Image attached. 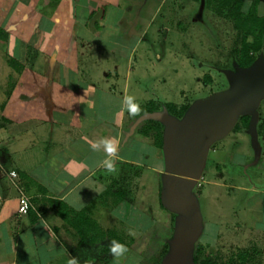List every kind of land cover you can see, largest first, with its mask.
<instances>
[{
	"label": "crops",
	"instance_id": "obj_1",
	"mask_svg": "<svg viewBox=\"0 0 264 264\" xmlns=\"http://www.w3.org/2000/svg\"><path fill=\"white\" fill-rule=\"evenodd\" d=\"M93 3L0 0V30L7 34L0 41V264H132L131 255L141 252L139 238L155 222L152 195L158 212H167L163 194L173 178L183 188L201 178L187 172L193 171L189 161L202 166L207 153L182 140L197 126L207 127L206 140L210 129L230 132V119L207 112L177 136L181 144L174 149L147 131L130 135L128 111L122 110L130 88V47L109 39L108 46L124 51L109 50L111 59L99 52L111 4ZM261 5L258 13L264 14ZM104 139L113 142L114 153L106 152ZM256 149L254 167H263L264 147L257 143ZM21 190L33 202L22 218ZM259 194L257 227L264 230V191ZM70 211L84 214L78 220L90 222V229L74 224L78 217ZM113 240L128 249L119 259L110 251Z\"/></svg>",
	"mask_w": 264,
	"mask_h": 264
},
{
	"label": "rangeland",
	"instance_id": "obj_2",
	"mask_svg": "<svg viewBox=\"0 0 264 264\" xmlns=\"http://www.w3.org/2000/svg\"><path fill=\"white\" fill-rule=\"evenodd\" d=\"M246 1L247 8L263 2L259 9L264 10V0ZM92 2L111 4L102 29L105 44L99 52L111 59L109 50L124 51L117 45L108 46L109 39L124 41L130 47L126 50L132 70L128 96L140 107L135 115L128 112L125 129L130 135L144 131L152 136L160 134L163 144L177 148L181 144L177 136L207 112L213 118L223 116L222 104L243 93L255 77L264 75V36L262 49L254 53V65L240 67L235 53L240 48V35L224 14L209 10L207 0ZM115 24L120 30L113 28ZM105 66L99 64L100 68ZM245 116L250 119L248 127L242 121ZM229 119V133L210 129L211 137L206 140L202 130L207 127L197 126L182 140L196 152L207 153L202 166L200 160L189 161L194 163L193 171L187 172L201 178L185 188L173 178L163 194L167 212H158L154 204L157 197L152 195L157 210L150 216L155 222L145 238H139L141 252L131 255L132 264H199L201 247L217 256L219 264L240 249L257 247L262 253L256 260L264 264V230L257 227L264 166L254 167L257 143L264 147V138L259 136L264 134V90ZM236 125L240 132L234 131ZM157 181L153 175L152 183Z\"/></svg>",
	"mask_w": 264,
	"mask_h": 264
},
{
	"label": "trees",
	"instance_id": "obj_3",
	"mask_svg": "<svg viewBox=\"0 0 264 264\" xmlns=\"http://www.w3.org/2000/svg\"><path fill=\"white\" fill-rule=\"evenodd\" d=\"M207 7L219 15L224 14L239 33L241 44L240 48L235 51L239 66L242 68L253 66L256 61L254 53L262 49L264 36V15L258 13V6L255 4L253 7L247 8L245 0H207ZM94 19L96 20V18ZM5 37H7V34L0 30V41L4 40ZM10 63L13 66L15 65L13 61H10ZM185 109L186 107H183V111ZM242 121L245 127L249 126L250 119L248 116H245ZM240 129L239 125H237L236 130ZM159 137L160 134L154 135L156 142L160 144L162 142ZM70 214L78 217L76 218L78 222L74 224H81L82 226H87L88 230L90 229V226H88L90 222L78 220L80 219L79 216H84V214H77L74 211H70ZM198 253L202 256L199 259V264H219V258L208 253L204 248L201 247ZM258 254L256 247L240 249L232 253L228 260L223 261L222 264H260L256 260Z\"/></svg>",
	"mask_w": 264,
	"mask_h": 264
},
{
	"label": "water",
	"instance_id": "obj_4",
	"mask_svg": "<svg viewBox=\"0 0 264 264\" xmlns=\"http://www.w3.org/2000/svg\"><path fill=\"white\" fill-rule=\"evenodd\" d=\"M263 90L264 75H259L251 81V83L243 93H241L239 96L232 97L226 100L222 104L223 116L219 118L229 120L232 113L241 108L249 106Z\"/></svg>",
	"mask_w": 264,
	"mask_h": 264
},
{
	"label": "clouds",
	"instance_id": "obj_5",
	"mask_svg": "<svg viewBox=\"0 0 264 264\" xmlns=\"http://www.w3.org/2000/svg\"><path fill=\"white\" fill-rule=\"evenodd\" d=\"M124 108H126V110L131 115H135L140 110L139 105L134 101V97L128 96V95H125L124 98H123V108H122V110ZM100 143H102L104 145L105 150H106L107 153L111 154V153H114L116 151V148H115V146H114V144H113V142L111 140L104 139V140L100 141ZM92 147L95 149L96 147H98V145L93 144ZM105 165L109 169H112V167H113V164L110 163V162H107V161H105ZM110 251L113 254L114 258L119 259V257L123 256L128 251V249H127V247L124 244H122V243H120V242H118L116 240H113L111 242ZM71 264H76V261L73 260L71 262Z\"/></svg>",
	"mask_w": 264,
	"mask_h": 264
},
{
	"label": "built area",
	"instance_id": "obj_6",
	"mask_svg": "<svg viewBox=\"0 0 264 264\" xmlns=\"http://www.w3.org/2000/svg\"><path fill=\"white\" fill-rule=\"evenodd\" d=\"M9 176L12 180H14L17 178L18 174L17 172L13 171ZM32 209V199L21 190V194L19 196L18 217H26Z\"/></svg>",
	"mask_w": 264,
	"mask_h": 264
}]
</instances>
